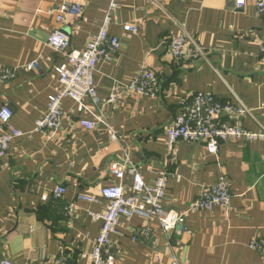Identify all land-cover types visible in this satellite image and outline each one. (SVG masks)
<instances>
[{
    "label": "crops",
    "instance_id": "0c3cea01",
    "mask_svg": "<svg viewBox=\"0 0 264 264\" xmlns=\"http://www.w3.org/2000/svg\"><path fill=\"white\" fill-rule=\"evenodd\" d=\"M65 3L80 5L83 14L59 24L56 15ZM108 14L109 0H0V65L17 73L0 83V113L10 109V125L23 133L0 158V264H50L60 255L70 264H92L89 256L102 222L91 214L104 213L100 190L118 183L109 165L126 156L147 184L168 175L167 212L186 213L202 187L221 178L230 183L233 199L229 212L221 207L188 212L170 242L157 221L122 218L112 237L116 264H173L174 259L179 264H264V254L251 247L264 241V139L222 143L216 155L203 143L181 141L173 152L166 146L180 101L197 93L249 111L238 119L224 115L227 126L264 133V16L254 0L243 8L233 0H121L109 27L120 39V50L94 73L100 105L86 99L85 115L65 99L59 132H37V121L60 87L57 69L71 53L86 48ZM126 25L139 32L126 31ZM56 30L69 39L63 50L48 44ZM181 33L203 49L205 60L172 58L169 42ZM31 63L39 69L27 70ZM143 67L158 73L157 95L122 93L108 103L113 89L129 85ZM101 117L121 134L120 141L111 140ZM84 119L97 122V128H82ZM123 185L128 196H135L131 177ZM58 187L66 193L55 200ZM81 194L98 202L79 201ZM145 228L148 237L142 234Z\"/></svg>",
    "mask_w": 264,
    "mask_h": 264
},
{
    "label": "built area",
    "instance_id": "2783aa9c",
    "mask_svg": "<svg viewBox=\"0 0 264 264\" xmlns=\"http://www.w3.org/2000/svg\"><path fill=\"white\" fill-rule=\"evenodd\" d=\"M238 8H243L247 0H233ZM121 0H109V14L100 32L93 37L83 51H75L68 56V63L57 69V79L60 85L57 93L49 98L48 109L45 117L37 121L36 131L39 133L57 134L65 119L63 102L71 99L79 105V112L86 115L85 100L90 99L95 107L100 105L94 84V73L99 63L108 62L120 50V39L109 33L112 22L111 13L120 9ZM258 13L264 16V0H254ZM83 9L80 5L70 3L63 4L56 15L59 24L65 23L68 16L81 17ZM128 32L138 33V28L126 25ZM68 37L61 30L54 31L48 44L56 50H63L68 44ZM168 44V43H167ZM169 53L176 61L206 59L203 49L196 42L181 33L172 37L169 45ZM260 53L264 57V41L260 46ZM27 70H38L37 63H31L25 67ZM16 70L0 65V83L9 82L16 78ZM159 89L158 73L154 69L143 67L132 79L129 85H117L112 92L108 103H114L120 94H135L138 96L157 95ZM180 114L167 127L166 146L169 152L176 150L177 143H203L210 155H216L222 143L237 142L242 139L251 142L263 140L264 133H251L243 128L232 125L227 126L222 118L228 115L233 118H241L249 111L240 104L223 102L209 93H197L186 96L180 101ZM13 112L3 108L0 113L2 130H0V158L6 157L12 143L21 138L23 133L10 125ZM99 122L106 123L101 117ZM97 122L84 119L80 126L92 132L97 128ZM112 141H120L121 134L107 125ZM110 174L118 183L114 186L102 188L100 199L106 201V209L102 214H91L93 219L101 221L100 235L95 242L93 252L89 256L92 264H116V251L112 237L118 235V227L122 218L130 220L140 216L146 220L157 221L161 231L170 242V235L182 222L188 212L212 211L221 207L226 212L231 210L233 194L230 183L221 178L214 185L204 186L199 198L189 205L186 213L167 212L164 209V201L168 186V175L162 173L152 184H147L139 169L134 165L129 156L124 160H113L109 165ZM126 176L133 180L132 191L135 196H128L123 181ZM66 193L64 187H58L53 196L61 199ZM79 201L96 203L95 197L79 195ZM149 230L145 228L142 234L149 236ZM251 247L264 254V241L252 243ZM86 257V256H84ZM1 264H12L4 260ZM50 264H70L66 255H60ZM173 264H179L174 259Z\"/></svg>",
    "mask_w": 264,
    "mask_h": 264
},
{
    "label": "trees",
    "instance_id": "16d2710c",
    "mask_svg": "<svg viewBox=\"0 0 264 264\" xmlns=\"http://www.w3.org/2000/svg\"><path fill=\"white\" fill-rule=\"evenodd\" d=\"M168 45V44H167ZM158 81H159V83H160V79L158 78ZM64 110V109H63ZM82 195V194H81ZM55 200H59V199H55Z\"/></svg>",
    "mask_w": 264,
    "mask_h": 264
}]
</instances>
